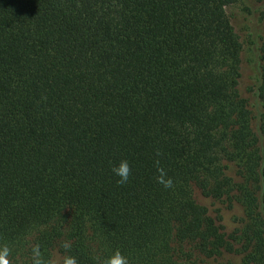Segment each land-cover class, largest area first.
I'll return each instance as SVG.
<instances>
[{
	"label": "trees",
	"instance_id": "1",
	"mask_svg": "<svg viewBox=\"0 0 264 264\" xmlns=\"http://www.w3.org/2000/svg\"><path fill=\"white\" fill-rule=\"evenodd\" d=\"M233 2L0 0L9 264H264V42L254 109Z\"/></svg>",
	"mask_w": 264,
	"mask_h": 264
},
{
	"label": "rangeland",
	"instance_id": "2",
	"mask_svg": "<svg viewBox=\"0 0 264 264\" xmlns=\"http://www.w3.org/2000/svg\"><path fill=\"white\" fill-rule=\"evenodd\" d=\"M263 8L264 0H234L227 7L232 23L243 43L240 90L245 97L250 99L254 109L258 102L250 88L254 84L257 73L258 46L264 42V20L261 17ZM196 197L200 202L213 208L211 201L199 191L196 192ZM223 213L228 229H233L235 226L233 217L241 215V210L236 208L233 211L225 210ZM224 263L240 264V260L237 256L230 255L226 257Z\"/></svg>",
	"mask_w": 264,
	"mask_h": 264
},
{
	"label": "clouds",
	"instance_id": "3",
	"mask_svg": "<svg viewBox=\"0 0 264 264\" xmlns=\"http://www.w3.org/2000/svg\"><path fill=\"white\" fill-rule=\"evenodd\" d=\"M112 172L120 177L118 183L124 184L128 181L131 175V165L127 160H121L118 166H113ZM160 183L164 184L165 187H171L172 181L165 180L163 171L161 170V176L158 177ZM65 249L70 248L69 244L64 245ZM10 255V249L7 246L0 248V264H9L8 257ZM39 255V253H37ZM39 264V261H37ZM63 264H78L76 257L71 255H66L63 257ZM104 264H129L127 256H125L120 250H116L114 254L107 257Z\"/></svg>",
	"mask_w": 264,
	"mask_h": 264
}]
</instances>
